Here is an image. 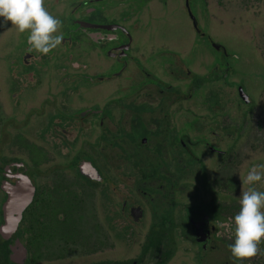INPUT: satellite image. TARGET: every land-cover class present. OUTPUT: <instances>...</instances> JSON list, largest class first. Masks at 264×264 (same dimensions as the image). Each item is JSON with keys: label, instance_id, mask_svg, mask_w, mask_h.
<instances>
[{"label": "flooded vegetation", "instance_id": "flooded-vegetation-1", "mask_svg": "<svg viewBox=\"0 0 264 264\" xmlns=\"http://www.w3.org/2000/svg\"><path fill=\"white\" fill-rule=\"evenodd\" d=\"M66 3L56 49L20 33L0 68V225L4 183L27 176V264H243L229 249L248 189L239 158L264 121L213 0Z\"/></svg>", "mask_w": 264, "mask_h": 264}, {"label": "rangeland", "instance_id": "rangeland-1", "mask_svg": "<svg viewBox=\"0 0 264 264\" xmlns=\"http://www.w3.org/2000/svg\"><path fill=\"white\" fill-rule=\"evenodd\" d=\"M57 1L44 0V7L56 18L60 10L65 9V6H67V0H62L61 4L56 6V9H52V5ZM212 9L215 12V23L217 25L220 24L221 28H224L221 34L226 37L227 42L233 44L232 50L242 54L240 62L242 68L238 69L239 75L236 80L243 81L247 86L248 92L258 106L257 116L259 123H262L264 121V0H213ZM0 21H2V18H0ZM19 34L10 22L6 27H0L1 69L11 64V61L20 54V52L15 50L16 45L19 43ZM225 95L228 98L236 97V89L225 88ZM254 119H256L255 116ZM260 129L257 142H251L249 139L248 148L244 149L240 154L239 162L241 175L244 180L253 165L264 163V130H262V127ZM254 139L256 140V138ZM245 186L250 187L246 183ZM251 187H255L258 191H264V180ZM121 246L124 249V246ZM116 253L111 252L105 255L75 258L59 263L43 262L41 264H93L104 260H117L121 256ZM252 260L242 262L243 264H253ZM172 264L187 263L175 260Z\"/></svg>", "mask_w": 264, "mask_h": 264}, {"label": "clouds", "instance_id": "clouds-1", "mask_svg": "<svg viewBox=\"0 0 264 264\" xmlns=\"http://www.w3.org/2000/svg\"><path fill=\"white\" fill-rule=\"evenodd\" d=\"M0 27L9 22L19 33L28 32L30 50L47 55L62 41V24L44 7V0H0ZM264 180V163L253 165L244 180L250 187L240 198V209L234 217L235 239L229 245L232 257L239 261L252 260L264 243V191L251 187Z\"/></svg>", "mask_w": 264, "mask_h": 264}, {"label": "water", "instance_id": "water-1", "mask_svg": "<svg viewBox=\"0 0 264 264\" xmlns=\"http://www.w3.org/2000/svg\"><path fill=\"white\" fill-rule=\"evenodd\" d=\"M3 189L7 198L3 204L0 237L10 242V261L13 264H27L29 253L25 242L20 237L19 227L27 205L33 200L35 188L28 177L23 176L17 186L5 182Z\"/></svg>", "mask_w": 264, "mask_h": 264}, {"label": "trees", "instance_id": "trees-1", "mask_svg": "<svg viewBox=\"0 0 264 264\" xmlns=\"http://www.w3.org/2000/svg\"><path fill=\"white\" fill-rule=\"evenodd\" d=\"M9 244L10 242L5 241L0 237V264H11L9 260V252H10ZM108 264H126V263L115 262V263H108Z\"/></svg>", "mask_w": 264, "mask_h": 264}]
</instances>
